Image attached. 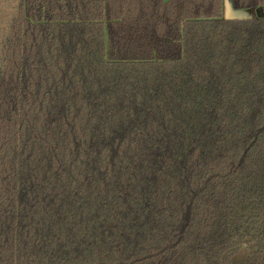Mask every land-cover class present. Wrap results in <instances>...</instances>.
<instances>
[{"label": "trees", "instance_id": "16d2710c", "mask_svg": "<svg viewBox=\"0 0 264 264\" xmlns=\"http://www.w3.org/2000/svg\"><path fill=\"white\" fill-rule=\"evenodd\" d=\"M0 0V264H264V0Z\"/></svg>", "mask_w": 264, "mask_h": 264}, {"label": "rangeland", "instance_id": "374dc122", "mask_svg": "<svg viewBox=\"0 0 264 264\" xmlns=\"http://www.w3.org/2000/svg\"><path fill=\"white\" fill-rule=\"evenodd\" d=\"M225 17L228 19H250L253 18L256 13L252 10L236 11L231 7L230 0H224Z\"/></svg>", "mask_w": 264, "mask_h": 264}]
</instances>
